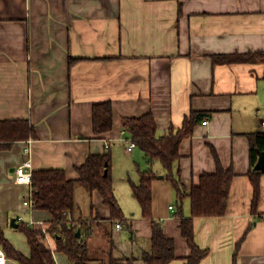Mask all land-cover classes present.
<instances>
[{"label": "crops", "instance_id": "crops-1", "mask_svg": "<svg viewBox=\"0 0 264 264\" xmlns=\"http://www.w3.org/2000/svg\"><path fill=\"white\" fill-rule=\"evenodd\" d=\"M256 52H264V0H0V121L27 120L36 134L0 151L4 238L28 256L24 235L11 224L28 216L22 203L30 187L14 183L17 166L29 160L32 171L61 169L76 180L75 169L89 154L109 151L113 192L137 237L132 243L124 225L112 226V256L124 264L148 247L151 225L131 194V183L139 181L137 169L145 170L147 160L137 147L127 151L130 136L121 120L150 112L161 137L194 111L204 113L207 124L205 119L196 124L193 135L181 142V185L189 189L202 174L215 171L212 150L221 166L235 173L225 215L193 221L195 242L208 251L198 264H264V175L254 214L246 138L264 131V64L212 59ZM70 60L75 61L70 65ZM102 102L112 105L113 125L96 136L91 110ZM155 170L153 218L174 242L176 259L169 264H183L190 250L175 217L177 198L159 164ZM78 190L86 196L81 205ZM75 201L72 218L87 219L90 211L109 217L96 191L89 195L77 186ZM181 210L189 216L188 198ZM33 217L50 220L41 211L33 210ZM104 229H96L88 249L92 259L107 262ZM54 258L67 261L57 252Z\"/></svg>", "mask_w": 264, "mask_h": 264}, {"label": "trees", "instance_id": "trees-1", "mask_svg": "<svg viewBox=\"0 0 264 264\" xmlns=\"http://www.w3.org/2000/svg\"><path fill=\"white\" fill-rule=\"evenodd\" d=\"M214 63L233 62H261L264 64V52L246 53L229 56H213ZM75 60H70L71 65ZM206 120V115L192 111L183 120L178 129L170 127L164 136H157V124L154 116L148 112L139 117L123 118L121 127L130 136V140L143 153L147 160L145 170L137 169L139 181L131 183V194L141 209V216L150 222L151 235L149 245L137 255L125 259L124 264H133L141 260L145 264H169L176 259L174 242L163 233L162 225L153 218L152 214V184L159 178L155 165L159 164L165 181L175 192L179 211L175 217L181 236L186 241L190 255L183 264H198L205 256L207 249H201L195 242L193 221L196 218H217L225 215L229 200L231 181L235 173L231 168L224 169L216 153L212 150L215 162L213 173H204L196 185L189 189L180 182L177 162L181 155V142L193 135L196 124ZM92 130L94 135L100 136L112 129L113 111L110 102L94 104L91 110ZM34 127L27 120L0 121V151L6 150L13 143L35 139ZM249 144V169L247 176L253 187L252 212L256 213L259 199V181L264 175V168L257 170L256 164L259 154L264 152V131H257L246 135ZM77 179L69 180L65 171L61 169H44L32 171V202L33 210L46 212L50 216L48 232L54 240L55 252L66 256L72 264H118L113 258L114 250L112 226L116 223L124 225L130 232V240L136 243V233L131 223L126 219L113 192L111 179V155L109 151L101 154H89L84 162L76 167ZM106 172V174H104ZM83 187L90 195L98 192L102 203L109 209V217L101 218L95 211L87 219L72 218L77 208L75 189ZM188 198L190 214L185 217L182 213V203ZM91 209L93 207L91 206ZM67 213L71 214L69 218ZM104 227V234L108 240L107 262L91 258L88 240L98 227ZM16 231L22 233L29 247L28 256L14 249L0 231V247L8 259L16 264H55L51 251L43 242L40 229L28 227L24 223H17ZM243 239V238H242ZM242 239L238 242L236 249Z\"/></svg>", "mask_w": 264, "mask_h": 264}, {"label": "built area", "instance_id": "built-area-1", "mask_svg": "<svg viewBox=\"0 0 264 264\" xmlns=\"http://www.w3.org/2000/svg\"><path fill=\"white\" fill-rule=\"evenodd\" d=\"M203 125L207 124V121L202 122ZM261 126L264 127V119L261 121ZM30 143V142H29ZM110 147V143L108 141H105L104 148L105 150H108ZM136 147V144L129 140L127 142V151L130 152L133 148ZM27 152L30 151V148L28 147L26 149ZM14 183L17 185H25L30 187V191L28 194V197L23 201L22 205L28 210V216L22 217L19 216L16 218L17 223H24L28 227H34L37 229H40L41 233L43 234V242L46 245V247L51 251L53 260L55 264H72L70 261H66L64 263H58L56 259L54 258V240L51 237V235L48 232L49 224L42 220H36L33 217V202H32V189H31V183H32V170H31V163L30 161H25L21 165L17 166L14 169ZM172 207L170 206L169 209ZM116 229H121V224L116 223L115 224ZM9 259L6 256L4 250L0 247V264H8Z\"/></svg>", "mask_w": 264, "mask_h": 264}, {"label": "rangeland", "instance_id": "rangeland-1", "mask_svg": "<svg viewBox=\"0 0 264 264\" xmlns=\"http://www.w3.org/2000/svg\"><path fill=\"white\" fill-rule=\"evenodd\" d=\"M144 161V160H143ZM144 163H146V161H144ZM135 169V168H134ZM141 170H143V169H141ZM135 172H136V169L134 170ZM78 189V188H77ZM81 190H78V192H76V200H77V203L78 204H82L83 202H84V199L86 198V196L84 195V194H81V192H80ZM83 212V215H85V213H87L88 211H82ZM129 214V216H130V218H131V215L130 214H132V213H128ZM133 218V217H132ZM136 218H138L137 216H136ZM122 232L123 233H125L127 236H130V234H129V231L126 229V228H123V230H122ZM128 233V234H127ZM17 235V238L19 239L20 238V234H16ZM22 237V236H21ZM23 238V237H22ZM138 241H141V242H143L144 240L142 239V238H139L138 239ZM136 242H137V239H136Z\"/></svg>", "mask_w": 264, "mask_h": 264}, {"label": "water", "instance_id": "water-1", "mask_svg": "<svg viewBox=\"0 0 264 264\" xmlns=\"http://www.w3.org/2000/svg\"><path fill=\"white\" fill-rule=\"evenodd\" d=\"M257 170H262L264 168V152L259 154V158L255 167ZM106 174V172L104 173ZM15 220H12L11 224L12 226H14L15 228L17 227L15 222Z\"/></svg>", "mask_w": 264, "mask_h": 264}]
</instances>
